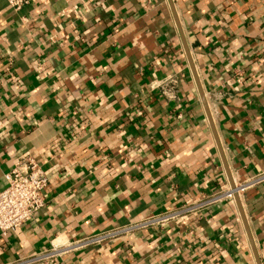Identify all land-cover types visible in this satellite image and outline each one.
Instances as JSON below:
<instances>
[{
  "label": "crops",
  "instance_id": "0c3cea01",
  "mask_svg": "<svg viewBox=\"0 0 264 264\" xmlns=\"http://www.w3.org/2000/svg\"><path fill=\"white\" fill-rule=\"evenodd\" d=\"M26 156L46 205L0 264L264 173V0H0V189ZM240 199L49 264H264V182Z\"/></svg>",
  "mask_w": 264,
  "mask_h": 264
},
{
  "label": "built area",
  "instance_id": "2783aa9c",
  "mask_svg": "<svg viewBox=\"0 0 264 264\" xmlns=\"http://www.w3.org/2000/svg\"><path fill=\"white\" fill-rule=\"evenodd\" d=\"M6 1L12 10L19 11L32 0ZM5 178L7 185L0 189V233L3 235L30 221L46 205L45 191L50 181L42 164L31 156L19 158L13 168L5 174ZM261 182H264V173L220 189L198 201L171 205L161 213L81 239L55 242L42 252L5 264L53 263L57 258L72 251L109 243L140 229L163 226L185 214L199 213L219 203L234 202L236 195L241 198L247 189Z\"/></svg>",
  "mask_w": 264,
  "mask_h": 264
},
{
  "label": "water",
  "instance_id": "95a60500",
  "mask_svg": "<svg viewBox=\"0 0 264 264\" xmlns=\"http://www.w3.org/2000/svg\"><path fill=\"white\" fill-rule=\"evenodd\" d=\"M187 53H188V56H189V59H190V63H191L192 69H193V71H194V75L196 76V79H197L196 71H195V69H194V65H193V63H192L191 56H190V52H189L188 49H187ZM199 89H200V93H201V96H202L203 102H204V104H205V107H206V109L208 110L207 101H206L205 95H204V93H203L202 87H201L200 85H199ZM233 185H234V184H233ZM233 185H232V186H233ZM235 200L237 201V203H238V205H239L241 211H243L242 206H241V199H240V196H239V195H236ZM242 213H243V212H242ZM254 250H255V255H256V259H257V264H262L261 259H260L259 254H258V251H257V249H256L255 246H254Z\"/></svg>",
  "mask_w": 264,
  "mask_h": 264
}]
</instances>
